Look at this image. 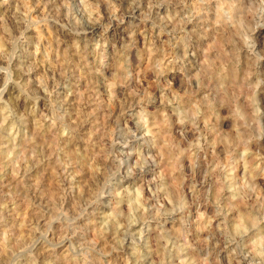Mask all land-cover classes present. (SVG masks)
Wrapping results in <instances>:
<instances>
[{"label": "rangeland", "instance_id": "1", "mask_svg": "<svg viewBox=\"0 0 264 264\" xmlns=\"http://www.w3.org/2000/svg\"><path fill=\"white\" fill-rule=\"evenodd\" d=\"M0 264H264V0H0Z\"/></svg>", "mask_w": 264, "mask_h": 264}, {"label": "bare ground", "instance_id": "2", "mask_svg": "<svg viewBox=\"0 0 264 264\" xmlns=\"http://www.w3.org/2000/svg\"><path fill=\"white\" fill-rule=\"evenodd\" d=\"M139 129V128H138ZM63 180V179H62ZM66 180V179H65ZM63 184H64V182H63ZM64 185H66V184H64ZM68 185V184H67ZM130 231V230H129Z\"/></svg>", "mask_w": 264, "mask_h": 264}]
</instances>
